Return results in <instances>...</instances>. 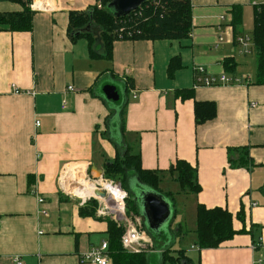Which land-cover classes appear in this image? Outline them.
<instances>
[{"label":"crops","instance_id":"obj_1","mask_svg":"<svg viewBox=\"0 0 264 264\" xmlns=\"http://www.w3.org/2000/svg\"><path fill=\"white\" fill-rule=\"evenodd\" d=\"M32 2L30 32L0 31V264H18L16 259L90 264L81 261L83 254L108 242L105 218L81 216L86 203L73 191L103 178L105 166L119 155L110 137L107 101L92 90L127 80L134 81V89L125 95V132L119 141L140 155L144 170L166 172L179 160L198 168L202 190L192 205L196 222L199 204L234 216L237 234L217 249L199 250L194 231L190 250L196 251L197 264H253L251 248L264 241V85L255 83V47L252 54H240L235 38L245 35L241 27L247 18L254 29V6L261 0H191L188 39L119 41L111 60L91 58L88 40L72 42L68 36L70 14L87 12L96 0ZM236 9L242 11V25L235 37ZM21 10L18 3H0V14ZM95 49L105 55L100 46ZM176 57L181 66L170 76ZM229 58L235 60L234 73L224 68ZM199 68L242 84L195 89ZM13 86L26 94L15 95ZM183 90L193 97L183 100ZM196 102L215 103L217 117L197 125ZM234 148L249 149V168L229 167L228 150ZM178 231L183 232L181 225Z\"/></svg>","mask_w":264,"mask_h":264},{"label":"trees","instance_id":"obj_2","mask_svg":"<svg viewBox=\"0 0 264 264\" xmlns=\"http://www.w3.org/2000/svg\"><path fill=\"white\" fill-rule=\"evenodd\" d=\"M15 2L21 5L20 12L0 14V31L8 32H30L33 28L35 12L31 9L33 0H0L1 2ZM113 0H102L103 9L97 7L91 8L87 12H72L68 27V36L72 42L78 39H86L90 46L91 58H106L111 60L113 45L119 41L140 42V41H180L190 37L193 29L192 25V3L191 0H149L136 11L126 17H119L109 8ZM232 22L235 31V37L239 34L238 28L242 25V11L236 9ZM100 32L96 34L94 31ZM236 40V38H235ZM254 47L257 52V71L256 84L264 85V4L254 6V29H253ZM101 47L105 55L99 54L95 49ZM235 60L226 59L223 62L227 72H235ZM179 58H173L169 64V75L173 76L180 68ZM110 79V75L107 76ZM112 80V79H111ZM124 87L125 95L134 89V81L127 80L126 83H120ZM118 86V85H117ZM119 88V87H118ZM94 96L106 102L102 91L95 93ZM179 97L183 100L190 99L193 96L187 90L180 91ZM111 111L108 117V127L110 137L114 141L119 151L118 158L105 166L104 180H114L120 182L124 191L127 192L125 201L127 215L133 214L142 220L143 230L151 237L153 247L151 251H141L139 253H130L124 250L121 238L124 229L117 223L105 218L108 223V244L110 264H150V255H156L157 252L162 255L161 264H177L183 259L186 264H192L187 257L185 250L173 249V243L168 239L167 234L162 231L151 230L148 228L144 218V210L135 196L131 194L126 182L128 179L136 178L143 186H147L153 191L165 196L168 200L174 201L172 193L163 194L160 190V184L164 173L176 176L179 182L181 192L187 195H198L202 188L198 179V168L185 161H177L166 171L144 170L141 166V157L133 152V149L127 146L120 136L125 132V111L126 106L121 102H106ZM217 117V108L215 103L196 102L195 118L197 125H203ZM118 131L121 135L114 136ZM228 164L231 169H244L252 165L249 149L234 148L228 150ZM264 192V189H263ZM98 201L91 200L87 202L80 210L83 217L97 216ZM242 213H239L238 219L243 221ZM234 216L227 209L215 207L207 208L199 204L197 206V247L199 250L217 249L223 243L232 240L237 232L233 227ZM176 253L177 256H173Z\"/></svg>","mask_w":264,"mask_h":264},{"label":"built area","instance_id":"obj_3","mask_svg":"<svg viewBox=\"0 0 264 264\" xmlns=\"http://www.w3.org/2000/svg\"><path fill=\"white\" fill-rule=\"evenodd\" d=\"M261 4H264V0H261ZM99 10L103 9L104 5L102 4V0H96V5ZM32 8V6H31ZM191 36V34H190ZM237 45L240 46V54L249 55L252 54L254 50L253 40L249 36H240L236 38ZM220 42H223V39L220 38ZM195 81L194 88L198 89L201 87L210 88L217 86H234L241 85L242 81L238 78L231 77L227 74H221L219 76H207L203 69L199 68L195 71ZM68 91H74L73 87H68ZM13 92L15 95L26 94L25 92L20 91L15 86H13ZM29 94V93H28ZM136 99L137 96L135 95ZM40 125L39 122H36V126ZM102 182H110L113 186L119 187V189L123 192L121 195V199L119 202L114 204L107 193L106 190L100 187L99 181L93 182L96 184V191L102 190L106 192L105 198L100 197H89L87 199H81L82 205L91 200H96L100 203V208L97 210V215L102 218L112 217L113 221L118 224L119 227L124 229V233L121 238V243L124 250L130 253H139L141 251H145L148 247H153V241L151 237L143 230L142 223L138 221L137 223L130 220L127 215V210L125 206V201L128 197L127 192L122 188L121 183L116 182L114 180H103ZM95 191V192H96ZM37 200L40 205H43L45 202L38 193ZM115 206V207H113ZM119 208H118V207ZM47 215L46 213H44ZM253 252V264H264V241L263 239H259L252 246ZM18 264H22L20 260H15ZM81 261L83 263L90 264H110V256H109V244L108 242H103L99 248H92L81 257Z\"/></svg>","mask_w":264,"mask_h":264},{"label":"rangeland","instance_id":"obj_4","mask_svg":"<svg viewBox=\"0 0 264 264\" xmlns=\"http://www.w3.org/2000/svg\"><path fill=\"white\" fill-rule=\"evenodd\" d=\"M244 29L245 36H249L253 40V21L250 18H247L245 21V25L241 27ZM244 36V35H242ZM108 78V77H107ZM116 84V82H115ZM119 87V92L121 95L122 104H125L126 97L123 87ZM103 89V88H102ZM121 135L120 132L116 131L114 133V136ZM103 178H96L92 179V183L95 181H101ZM120 183V182H119ZM128 185L129 190L131 191V194L135 196L137 192H140L143 190V188H140L142 186H139V182H137L136 178H130L126 182ZM140 188V189H139ZM145 188V187H144ZM136 189V190H135ZM146 189V188H145ZM160 190H168L172 191L174 201H171L174 204V207L176 208L177 214L174 215V218L171 222V224L165 225L164 229H162V232L164 231V234H167L168 239L170 242L173 243V249L180 250L183 249L187 252V256L190 257L192 260V264H197V253L196 251H191L190 246L194 244L196 239V234L194 233L196 228V212L194 210L192 211V205L194 200V195L186 196L182 193L178 194L180 191V185L177 181L176 177H172L170 174H164L163 175V181L160 185ZM136 197V196H135ZM190 198V199H188ZM126 206V204H125ZM97 208H100V203L98 202ZM127 210V209H126ZM175 211V209H174ZM128 217L131 221L134 223L140 221L142 223V220L138 217H136L133 214H128ZM110 220H113L112 217H108ZM183 227V232L179 233L178 229ZM152 249V247L146 248L145 251L149 252ZM173 256H177L176 253H173ZM150 264H161L162 263V255L161 253L157 252L156 255H150ZM172 264V263H167ZM177 264H186V261L181 259L180 263Z\"/></svg>","mask_w":264,"mask_h":264},{"label":"water","instance_id":"obj_5","mask_svg":"<svg viewBox=\"0 0 264 264\" xmlns=\"http://www.w3.org/2000/svg\"><path fill=\"white\" fill-rule=\"evenodd\" d=\"M149 0H113L109 6L119 17H126L146 4ZM107 101L117 103L121 100V95L116 85L107 84L102 89ZM103 174V171H99ZM146 189L142 194H136V199L144 210L146 225L151 230L162 231L165 225L171 224L175 211L174 204L165 196L143 186ZM95 195L100 198L106 197V192L97 190ZM162 227V229H161ZM165 230V229H164ZM164 232V231H163Z\"/></svg>","mask_w":264,"mask_h":264},{"label":"bare ground","instance_id":"obj_6","mask_svg":"<svg viewBox=\"0 0 264 264\" xmlns=\"http://www.w3.org/2000/svg\"><path fill=\"white\" fill-rule=\"evenodd\" d=\"M100 187L107 191L110 200L116 204L121 199V195L123 192L119 189V187L113 186L110 182H100ZM96 184L88 183L84 184V186L80 188H76L73 193L75 196L79 197L80 199H87L89 197L96 196ZM97 197V196H96ZM115 207V206H113ZM118 207V206H117ZM119 208V207H118Z\"/></svg>","mask_w":264,"mask_h":264},{"label":"flooded vegetation","instance_id":"obj_7","mask_svg":"<svg viewBox=\"0 0 264 264\" xmlns=\"http://www.w3.org/2000/svg\"><path fill=\"white\" fill-rule=\"evenodd\" d=\"M139 184H140V183H139ZM139 186H142V187H140V188H143V190H145V188L143 187V185L140 184ZM140 188H139V189H140ZM135 190H136V189H135ZM143 190H141L140 192H137V193H138V194H142V193H143Z\"/></svg>","mask_w":264,"mask_h":264}]
</instances>
